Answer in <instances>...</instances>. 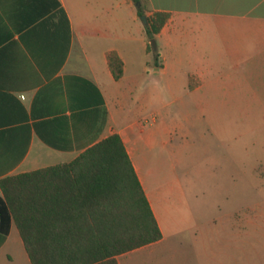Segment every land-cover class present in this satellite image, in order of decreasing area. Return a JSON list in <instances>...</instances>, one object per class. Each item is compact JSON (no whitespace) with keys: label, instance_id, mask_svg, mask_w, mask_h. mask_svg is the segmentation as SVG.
I'll return each mask as SVG.
<instances>
[{"label":"crops","instance_id":"obj_1","mask_svg":"<svg viewBox=\"0 0 264 264\" xmlns=\"http://www.w3.org/2000/svg\"><path fill=\"white\" fill-rule=\"evenodd\" d=\"M155 11L169 15L149 47ZM261 87L264 0H0V177L70 161L118 133L161 231L118 264H229L213 236L184 234L171 210L181 188L160 168L180 124L168 114L184 92L213 110L212 98ZM0 264H31L1 189Z\"/></svg>","mask_w":264,"mask_h":264},{"label":"trees","instance_id":"obj_2","mask_svg":"<svg viewBox=\"0 0 264 264\" xmlns=\"http://www.w3.org/2000/svg\"><path fill=\"white\" fill-rule=\"evenodd\" d=\"M138 13H143L140 6ZM168 15L147 16L149 38ZM106 55L113 76L120 77L119 55L114 50ZM0 189L31 264H118L119 253L161 237L118 133L70 161L2 176Z\"/></svg>","mask_w":264,"mask_h":264},{"label":"rangeland","instance_id":"obj_3","mask_svg":"<svg viewBox=\"0 0 264 264\" xmlns=\"http://www.w3.org/2000/svg\"><path fill=\"white\" fill-rule=\"evenodd\" d=\"M198 101L184 92L168 114L180 124L160 168L181 188L171 210L184 234L213 236L229 264H264V87L212 98L213 110Z\"/></svg>","mask_w":264,"mask_h":264},{"label":"water","instance_id":"obj_4","mask_svg":"<svg viewBox=\"0 0 264 264\" xmlns=\"http://www.w3.org/2000/svg\"><path fill=\"white\" fill-rule=\"evenodd\" d=\"M140 16H141L142 20H143L144 22H146V16H145V14H141ZM150 42H151V45H152L153 47L156 46L155 38H151V39H150Z\"/></svg>","mask_w":264,"mask_h":264}]
</instances>
